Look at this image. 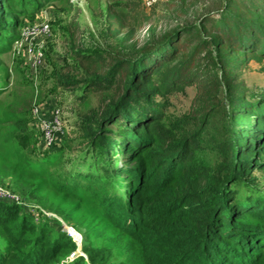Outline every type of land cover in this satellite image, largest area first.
Returning <instances> with one entry per match:
<instances>
[{
    "label": "trees",
    "instance_id": "obj_1",
    "mask_svg": "<svg viewBox=\"0 0 264 264\" xmlns=\"http://www.w3.org/2000/svg\"><path fill=\"white\" fill-rule=\"evenodd\" d=\"M11 1L0 0V55L16 40L19 18L41 8V0ZM213 4L217 18L177 24L156 40L149 34L130 51L72 50L84 74L58 79V88L101 103L89 116L83 169L69 171L58 188L90 191L106 219L137 242L145 264H264V189L254 174L264 170V96L247 98L239 81L249 59L264 60V0ZM118 5L106 9V31L122 45L143 21L123 33ZM200 78L213 93L171 119L168 97ZM16 212L0 201V264H60L76 248L63 234L35 231L25 216L14 228ZM82 252L86 258L63 264H123L106 247L84 244Z\"/></svg>",
    "mask_w": 264,
    "mask_h": 264
},
{
    "label": "rangeland",
    "instance_id": "obj_2",
    "mask_svg": "<svg viewBox=\"0 0 264 264\" xmlns=\"http://www.w3.org/2000/svg\"><path fill=\"white\" fill-rule=\"evenodd\" d=\"M115 3L119 5L114 12L126 19L123 33L138 20L143 21L140 31L122 45L106 31V9ZM142 3V0H41L38 12L29 11L19 18L16 40L7 53L0 55V188L19 200L18 204L13 202L18 211L12 221L14 228H20L19 218L25 216L35 231L43 229L66 238H69L66 231L75 233L79 246L73 242L76 248L60 264L86 258L82 252L84 244L109 248L112 259L123 264H145L137 242L106 219L90 191L83 192L78 187L69 195L58 188L69 171L83 169L78 165H83L86 158V131L92 124L89 116L98 114L101 106L96 95L81 100L78 90L57 87L60 77L84 74L72 50L99 45L115 53L130 44L140 47L149 34L156 40L177 24L190 25L206 15L212 20L217 18V10L213 12V9L220 8L213 0L183 3L160 0L154 9H147ZM5 12V19L13 20L8 14L10 8ZM42 23L49 26V36L36 40L26 37L27 30ZM212 25L207 23L210 29ZM27 47L43 54L41 64L32 65ZM229 69L230 66L224 65L222 73ZM239 81L247 98L251 94L264 96V60L249 59L239 71ZM204 84L199 81L168 97L167 112L171 119L194 112L201 105V99L208 92L213 93V83ZM56 110L60 112L61 126L53 141L47 143L40 120L50 119ZM254 174L264 189V170ZM33 235L34 232L25 233L28 238ZM0 239L4 240L1 232Z\"/></svg>",
    "mask_w": 264,
    "mask_h": 264
},
{
    "label": "built area",
    "instance_id": "obj_3",
    "mask_svg": "<svg viewBox=\"0 0 264 264\" xmlns=\"http://www.w3.org/2000/svg\"><path fill=\"white\" fill-rule=\"evenodd\" d=\"M143 6L147 9H151L156 6L160 0H142ZM26 37L31 40H36L38 37L46 38L50 35L49 26L46 23H42L39 26H36L32 29L27 30L25 33ZM26 53L30 57L32 65L37 66L41 64L43 59V54L39 50H34L32 47L26 48ZM59 110H56L52 113V117L50 119H41L40 120V129L42 131L43 137L47 143H51L53 141L55 133L60 129V114ZM0 201H9L18 204V198L11 194L10 192L0 188ZM68 237L74 242L77 246H79L80 240L77 238L75 233L71 230L66 231Z\"/></svg>",
    "mask_w": 264,
    "mask_h": 264
}]
</instances>
